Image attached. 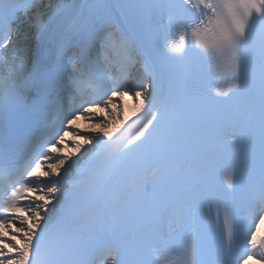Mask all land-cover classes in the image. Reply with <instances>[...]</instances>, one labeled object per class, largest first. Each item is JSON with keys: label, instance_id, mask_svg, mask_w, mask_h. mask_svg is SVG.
<instances>
[{"label": "snow or ice", "instance_id": "1", "mask_svg": "<svg viewBox=\"0 0 264 264\" xmlns=\"http://www.w3.org/2000/svg\"><path fill=\"white\" fill-rule=\"evenodd\" d=\"M253 261L264 0H0V264Z\"/></svg>", "mask_w": 264, "mask_h": 264}, {"label": "bare ground", "instance_id": "2", "mask_svg": "<svg viewBox=\"0 0 264 264\" xmlns=\"http://www.w3.org/2000/svg\"><path fill=\"white\" fill-rule=\"evenodd\" d=\"M34 35H35V32H34ZM33 43H34V41H33ZM33 43H32V45H33V47H34V44H33ZM133 111H134V109H133V104H132L131 101H129L128 104H127V107H126V109H125V114H126L128 117H130V120L133 119V118L135 117V115L133 114ZM117 123H118V121H117ZM79 124H80V128H81L82 130H84V129H88V128L91 127L90 123H89L88 121H86V120H83V119L79 122ZM70 138H71V137H70ZM251 264H255L254 261L251 262Z\"/></svg>", "mask_w": 264, "mask_h": 264}]
</instances>
